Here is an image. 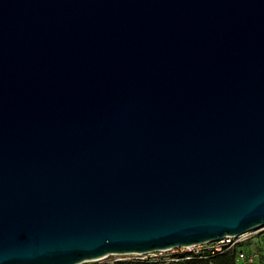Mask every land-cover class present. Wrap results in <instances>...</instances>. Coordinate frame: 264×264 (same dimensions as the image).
<instances>
[{"label":"water","instance_id":"water-1","mask_svg":"<svg viewBox=\"0 0 264 264\" xmlns=\"http://www.w3.org/2000/svg\"><path fill=\"white\" fill-rule=\"evenodd\" d=\"M256 229L264 0H0V264Z\"/></svg>","mask_w":264,"mask_h":264},{"label":"trees","instance_id":"trees-1","mask_svg":"<svg viewBox=\"0 0 264 264\" xmlns=\"http://www.w3.org/2000/svg\"><path fill=\"white\" fill-rule=\"evenodd\" d=\"M240 244L238 243L231 248L214 254H199L190 251L174 253L169 257H160L158 259L150 257L140 259L129 255L115 260L113 264H237L236 253Z\"/></svg>","mask_w":264,"mask_h":264},{"label":"rangeland","instance_id":"rangeland-1","mask_svg":"<svg viewBox=\"0 0 264 264\" xmlns=\"http://www.w3.org/2000/svg\"><path fill=\"white\" fill-rule=\"evenodd\" d=\"M238 249L243 250L251 261L244 260L239 261L237 264H264V229H256L244 236L240 242ZM205 246H195L191 250L183 247L172 248L163 251H157L147 254H142V257H150L158 259L160 257H169L174 253L195 251L196 249H203ZM132 255V254H130ZM123 256L129 255H108L98 260H91L82 262L84 264H113L117 259H121Z\"/></svg>","mask_w":264,"mask_h":264},{"label":"built area","instance_id":"built-area-1","mask_svg":"<svg viewBox=\"0 0 264 264\" xmlns=\"http://www.w3.org/2000/svg\"><path fill=\"white\" fill-rule=\"evenodd\" d=\"M244 236L245 235H243V236H226V237H224L220 240H217V241H212V242H208L205 244L195 245V246H202L203 245L205 247L203 249H196L195 251H192V252H196L199 254H205V253L214 254L217 252H221L225 249L231 248V247L235 246L236 244L240 243L242 241V239L244 238ZM195 246L184 247V248L191 250ZM240 249L241 248H239L237 253H236V261L237 262L244 261V260L251 261V259L248 257V255L243 250H240ZM132 256H134L135 258H140V259L144 258V257H142V254H132Z\"/></svg>","mask_w":264,"mask_h":264}]
</instances>
